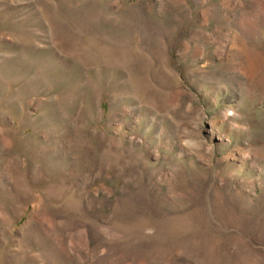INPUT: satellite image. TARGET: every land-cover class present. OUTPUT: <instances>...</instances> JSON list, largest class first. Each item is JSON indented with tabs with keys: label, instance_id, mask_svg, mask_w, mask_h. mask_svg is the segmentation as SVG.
Listing matches in <instances>:
<instances>
[{
	"label": "rangeland",
	"instance_id": "rangeland-1",
	"mask_svg": "<svg viewBox=\"0 0 264 264\" xmlns=\"http://www.w3.org/2000/svg\"><path fill=\"white\" fill-rule=\"evenodd\" d=\"M0 264H264V0H0Z\"/></svg>",
	"mask_w": 264,
	"mask_h": 264
}]
</instances>
